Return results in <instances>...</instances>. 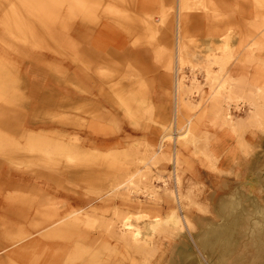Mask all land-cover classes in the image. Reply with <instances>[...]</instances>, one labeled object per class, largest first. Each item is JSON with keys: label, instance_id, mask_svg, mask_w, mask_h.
I'll return each instance as SVG.
<instances>
[{"label": "rangeland", "instance_id": "1", "mask_svg": "<svg viewBox=\"0 0 264 264\" xmlns=\"http://www.w3.org/2000/svg\"><path fill=\"white\" fill-rule=\"evenodd\" d=\"M44 1L28 42L4 35L22 5L0 0V264H162L188 228L154 226L178 210L172 190L186 216L201 173L264 162V0H186L179 63L178 0ZM178 98L176 145L162 138ZM128 216L142 242L122 235Z\"/></svg>", "mask_w": 264, "mask_h": 264}, {"label": "crops", "instance_id": "2", "mask_svg": "<svg viewBox=\"0 0 264 264\" xmlns=\"http://www.w3.org/2000/svg\"><path fill=\"white\" fill-rule=\"evenodd\" d=\"M256 152L223 172L200 174L202 210L187 213L193 226L180 233L162 264H264V162Z\"/></svg>", "mask_w": 264, "mask_h": 264}, {"label": "bare ground", "instance_id": "3", "mask_svg": "<svg viewBox=\"0 0 264 264\" xmlns=\"http://www.w3.org/2000/svg\"><path fill=\"white\" fill-rule=\"evenodd\" d=\"M18 1H19V3H21L22 6H17L16 5V2H15L14 5H13V7H12V9L9 10L8 13L6 12L5 18L3 20V24H4L3 26H5L4 33L6 32L4 35L11 36V37L20 36V38H22L25 41L35 42L37 40L36 38L40 37V31L38 30V27L35 26L34 21L33 20H29V18L26 16L25 11L26 12L27 11L28 12H30V11L31 12H35V16L38 15L41 18H43V20H45L46 18H49L50 15L52 14V11H51V9L48 8L49 12H47V10H46L45 7H49V6L46 4L47 1H44V0H18ZM4 3H5V1H4ZM178 4L179 5H178V10H177L178 11V16H177V27H176V60L179 63V62H184V61L187 60L186 57L189 54V51L186 50V43L183 41L184 38H183V36L181 34V12H182L183 9H185L187 3H186V0H178ZM39 7H42V8H39ZM175 9H176V7H175ZM28 16H29V14H28ZM31 16H32L31 18L33 19L34 18L33 15H31ZM52 16H53V14H52ZM89 19H92V17H89ZM31 21H32V23H31ZM35 23H36V21H35ZM1 24H2V22H1ZM7 43H8V41H7ZM226 47H228V46L226 45ZM174 49H175V47H174ZM181 64H183V63H181ZM176 70H178V69H176ZM3 72H5V71L2 70V73ZM2 77L3 76L0 75V79ZM178 79H179V77H178ZM181 86H182V82L179 81V83L177 84L176 90H175L176 91V95L178 94L179 88H181ZM2 95H3V92H0V97ZM178 101H179V98L177 99L176 104H175L176 105L175 106V123L173 124V125H175L176 131L174 132L173 129H172V131L170 130V132L165 133L163 135V138H162V140H164V141L165 140H173L176 143V145H178V143L181 142V140L186 139L187 134L190 132V126L188 125V123H187V126L185 125L186 127H184V129L178 127L179 126V117H180L179 116V102ZM173 119H174V117H173ZM19 137H21V136H19ZM29 140H31V143H27V145L25 146V147L28 148V151H27L28 154H29V150L31 151V150H35L36 149V140H38V138H35V137H32V136L30 137L29 136ZM6 141L7 140H3V138L0 137V149H2L3 147H5V144H7ZM8 144H9V142H8ZM11 147H13V145ZM20 153H22V152H20ZM172 153H173L172 154V161L174 163L173 165H175V178H176V183H178L179 177H178V172H177V169L178 168L177 167H178V164H179V155H178L177 146L174 148V151ZM48 154L50 156V159H52L51 160V163H52V161L54 162V160H53L54 157H55L54 150H53L52 153H48ZM8 155L9 154L7 153V156ZM17 155H19V154H17ZM69 158H71V157L69 156ZM128 182L130 183V185L134 184L135 181L133 180V176H131L128 179ZM172 192H173L174 200H175V202L178 205V210L184 212L185 210L183 208V195L180 193V191L178 189V186L176 187V189L172 190ZM178 210L177 209H172L171 212L168 213L165 217H156V219L154 220V226L166 224L169 227H172L173 229H180L182 227L183 228L184 227H188L189 228V225H190L189 220L187 219V217L185 216V214L180 215V213H178ZM181 214H182V212H181ZM121 225H122V230H120V231L123 233L122 235L129 242L130 241L131 242L133 241V242L137 243V242H142L143 241V239L141 238V233H142L141 229L137 228V225L135 224V222H133L131 220V218L129 216L128 217H124L122 219Z\"/></svg>", "mask_w": 264, "mask_h": 264}]
</instances>
